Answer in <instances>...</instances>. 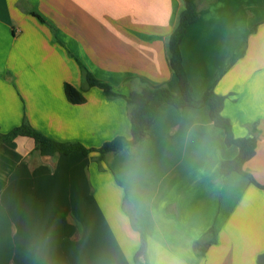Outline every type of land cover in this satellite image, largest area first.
<instances>
[{"label":"crops","instance_id":"1","mask_svg":"<svg viewBox=\"0 0 264 264\" xmlns=\"http://www.w3.org/2000/svg\"><path fill=\"white\" fill-rule=\"evenodd\" d=\"M198 6L180 43L192 97L212 85L226 96L235 138L256 125L243 169L264 186V0ZM182 8L183 0H0V133L25 120L88 149L129 138L124 98L87 87L81 66L121 95L143 84L178 94L166 43ZM66 83L84 103L66 99ZM237 153L207 106L169 104L106 171L94 153L42 156L30 137L1 142L0 264H134L142 243L148 264H264V189L235 172L220 176ZM213 236L198 257L193 244Z\"/></svg>","mask_w":264,"mask_h":264},{"label":"trees","instance_id":"2","mask_svg":"<svg viewBox=\"0 0 264 264\" xmlns=\"http://www.w3.org/2000/svg\"><path fill=\"white\" fill-rule=\"evenodd\" d=\"M202 11L203 9H200L198 6V0H183V8L179 12L173 31L167 39V61L170 70L177 79L178 94L171 91L167 86L153 87L143 84L138 89L131 90L127 95H121L114 91L109 84L96 80L81 66V74L87 87H97L110 98H124L130 122L129 138L116 136L112 140L103 143L99 148L88 149L79 143H62L52 140L31 128L24 120L19 127L13 129L11 132L7 134L0 133V143L8 142L16 136H27L34 140L35 148L42 156L70 155L73 153H81L87 156L91 153H96L97 156L93 157V160L98 164L99 170L104 171L102 167L104 161L124 149L133 152L141 141L149 137V129L155 123L158 109L162 104H169L179 110L185 107L200 108L207 106L212 123L224 132L225 145H235L238 148V153L235 158L221 162L220 176L225 177L235 172L245 176L251 183L264 189V186L259 185L243 169L244 164L255 154L257 145L256 125L252 124L249 127V136L235 138L230 121L222 115L226 96L216 94L214 86L212 85L204 91L199 99L192 97V87L182 63L180 43L186 29L199 18ZM31 14L44 22L37 13L32 11ZM251 31L253 32L254 28ZM64 94L70 103L82 104L85 102V97L82 92L70 84L66 83L64 85ZM209 234H213L212 230ZM214 242V236L211 240L201 239L195 242L193 244L195 254L198 257L204 256L207 249ZM133 263L148 264L145 243H142L134 254Z\"/></svg>","mask_w":264,"mask_h":264},{"label":"rangeland","instance_id":"3","mask_svg":"<svg viewBox=\"0 0 264 264\" xmlns=\"http://www.w3.org/2000/svg\"><path fill=\"white\" fill-rule=\"evenodd\" d=\"M94 154H96V153H94ZM95 156H97V154L94 155V156H92V159H93V157H95ZM93 161H94V160H93ZM102 167L104 168V171L109 170V159H107L106 161H104V162L102 163Z\"/></svg>","mask_w":264,"mask_h":264}]
</instances>
